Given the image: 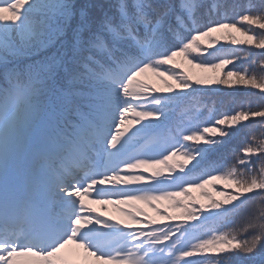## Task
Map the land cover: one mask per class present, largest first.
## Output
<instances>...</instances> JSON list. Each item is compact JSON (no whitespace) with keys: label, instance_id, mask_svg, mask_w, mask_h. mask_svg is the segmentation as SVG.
Listing matches in <instances>:
<instances>
[{"label":"snow or ice","instance_id":"1","mask_svg":"<svg viewBox=\"0 0 264 264\" xmlns=\"http://www.w3.org/2000/svg\"><path fill=\"white\" fill-rule=\"evenodd\" d=\"M0 264H264V0H0Z\"/></svg>","mask_w":264,"mask_h":264},{"label":"trees","instance_id":"2","mask_svg":"<svg viewBox=\"0 0 264 264\" xmlns=\"http://www.w3.org/2000/svg\"><path fill=\"white\" fill-rule=\"evenodd\" d=\"M237 2H239V3H247V0H237ZM255 2H258V0H255ZM183 69L191 72L194 75H199V76H211V75H213V73H212L211 70H204V69H200V68H194L191 65H188L186 61H183ZM219 87L221 89H225V92L216 91L215 90V86H214V90L213 91L207 92V93H205L203 95L202 103H206L209 106H211V105H213L214 102H217L218 103L220 100H224L225 103H226V106H227L228 102H230V100L232 99V97H229V96L226 95L227 86L221 85ZM260 131H261V129H259V127H257L255 129V132L257 134ZM205 190L208 191L213 196L216 195V192L213 191V189L212 188H209L208 186H206ZM191 195H192V197L195 198L196 201L203 202V203H207V200L202 195L200 189H193ZM169 211L170 212H174L175 210L169 209ZM158 218L162 219V216L159 215Z\"/></svg>","mask_w":264,"mask_h":264},{"label":"rangeland","instance_id":"3","mask_svg":"<svg viewBox=\"0 0 264 264\" xmlns=\"http://www.w3.org/2000/svg\"><path fill=\"white\" fill-rule=\"evenodd\" d=\"M93 207H95V208L97 209L98 212L103 211L104 214H107V212L109 213V211H110L111 209L116 213V210H114L112 204L105 205L103 209H102V208L100 207V205H98V204L93 205Z\"/></svg>","mask_w":264,"mask_h":264}]
</instances>
